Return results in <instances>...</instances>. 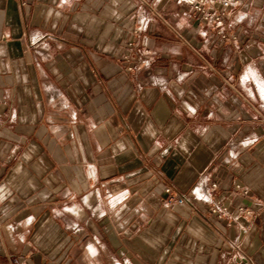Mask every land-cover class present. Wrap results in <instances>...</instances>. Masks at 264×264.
I'll return each instance as SVG.
<instances>
[{"label": "crops", "instance_id": "1", "mask_svg": "<svg viewBox=\"0 0 264 264\" xmlns=\"http://www.w3.org/2000/svg\"><path fill=\"white\" fill-rule=\"evenodd\" d=\"M238 1L232 41L176 0H0V264H264V0Z\"/></svg>", "mask_w": 264, "mask_h": 264}, {"label": "built area", "instance_id": "2", "mask_svg": "<svg viewBox=\"0 0 264 264\" xmlns=\"http://www.w3.org/2000/svg\"><path fill=\"white\" fill-rule=\"evenodd\" d=\"M178 4H184L188 6L196 16V18L204 24L206 29L213 31L221 39L236 40L235 36H228L225 31L226 21L238 6V0H176ZM23 4V3H22ZM149 20L143 18L140 22L136 32H142L146 30ZM129 47H133L132 43H128ZM133 68H128L131 71ZM218 189L216 183L205 185L200 183L193 187L190 191V197L201 205L208 206L209 214L214 216L217 220L228 219V210L218 200H216L213 194ZM166 193L169 195V200H174L178 204H185L188 198L184 196H171V189L167 188ZM246 194V191L243 192ZM238 212L249 216V212L244 207H239ZM239 264H252L249 259H243Z\"/></svg>", "mask_w": 264, "mask_h": 264}, {"label": "bare ground", "instance_id": "3", "mask_svg": "<svg viewBox=\"0 0 264 264\" xmlns=\"http://www.w3.org/2000/svg\"><path fill=\"white\" fill-rule=\"evenodd\" d=\"M261 90H263V89H261Z\"/></svg>", "mask_w": 264, "mask_h": 264}]
</instances>
